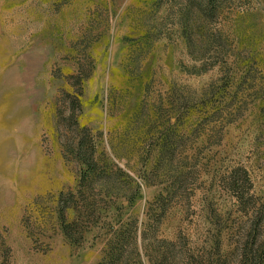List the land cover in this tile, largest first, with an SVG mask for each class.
Masks as SVG:
<instances>
[{
    "label": "rangeland",
    "instance_id": "374dc122",
    "mask_svg": "<svg viewBox=\"0 0 264 264\" xmlns=\"http://www.w3.org/2000/svg\"><path fill=\"white\" fill-rule=\"evenodd\" d=\"M0 264H264V0H0Z\"/></svg>",
    "mask_w": 264,
    "mask_h": 264
}]
</instances>
